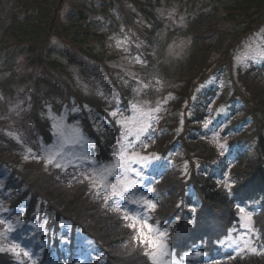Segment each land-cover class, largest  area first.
<instances>
[{
	"label": "trees",
	"instance_id": "1",
	"mask_svg": "<svg viewBox=\"0 0 264 264\" xmlns=\"http://www.w3.org/2000/svg\"><path fill=\"white\" fill-rule=\"evenodd\" d=\"M263 35L264 0H0V210H9L0 218L18 229L24 220L40 221L36 264H78L87 244L95 264H151L145 248L125 246L132 233L86 180L27 157L6 134H48V101L57 113L78 106L100 164L118 152L112 112L131 114L138 101L159 108L151 130L157 142L141 148L158 205L151 223L167 229L180 253L205 240L217 250L215 242L240 225L246 203L264 237V61L243 59ZM117 40L128 43L126 51ZM181 41L184 50L171 56ZM136 56L146 67L132 62ZM138 74L149 89L136 90ZM225 177L230 192L216 183ZM3 228L0 245L12 243ZM225 254L220 264H264V255ZM15 258L2 253L0 264Z\"/></svg>",
	"mask_w": 264,
	"mask_h": 264
},
{
	"label": "snow or ice",
	"instance_id": "2",
	"mask_svg": "<svg viewBox=\"0 0 264 264\" xmlns=\"http://www.w3.org/2000/svg\"><path fill=\"white\" fill-rule=\"evenodd\" d=\"M126 41L117 40L116 47L121 51H126L123 48V44ZM133 63L139 64L141 67H146L145 62L139 57L136 56L133 58ZM130 78L135 79L136 73L131 72L128 73ZM137 85H142V88H148L149 84H142L140 80L136 81ZM157 84L160 81L156 82ZM137 91H140L138 88ZM97 94L100 96H104V92L100 89H97ZM2 99V97H0ZM19 108V105H17ZM87 108V105H85ZM132 110L138 115L135 117V139L142 145V147L147 150L148 143L140 140V136L147 132L149 128L152 127L150 121L155 117L152 116L153 112H158L159 108H149L145 109L141 104H132ZM73 111H78L77 108H73ZM112 116H116V112L111 113ZM127 120L125 121V123ZM56 125H54L55 127ZM207 127V123L204 125ZM131 131V130H130ZM11 135V133H9ZM64 133H61L63 136ZM213 140L216 143V147L220 154L223 155V149L225 147L224 144L219 143L218 140L214 137ZM17 142L19 143V139L17 138ZM91 143L88 141L82 134L77 130L76 140L73 143L74 145H79L81 151L79 153H73L76 161L86 162L88 168L86 170H81L80 164L74 163L72 160H69V164L75 169V172L79 173V177L73 173L72 179L78 180V182L83 183L85 180L89 181V192L91 195L103 201L102 207L106 212H111L118 214V218L123 221V227L127 228L131 233V240L125 242V246L127 243L131 242L138 246L145 248L144 255L148 256L151 260V264H169V261L166 257L169 255L167 251L166 244L163 242L162 238L166 236L167 229L164 231L159 230V228L153 225L150 220L151 217L148 215L149 212L155 211L157 204L153 199L148 198L144 193L137 192L139 187V183L137 180L131 179L128 176L124 175V173L133 172L136 176H141L139 171L131 168V164L141 163V166H145L149 160L148 156H142L139 153L129 152L127 146H124L120 152V154L114 158V161L109 164H100L96 159L90 156L85 149V145ZM69 147L66 140H62L56 146H49L45 148L41 145L42 155L40 157H36L38 162L43 160L45 166H52L56 169H60L62 171H67V168L60 161L68 155L65 152V149ZM29 153H32V149H28ZM155 159L159 160V157H155ZM187 165H185V168ZM119 170V171H118ZM110 177H120V179L110 180ZM217 185L223 184L226 191L230 192L231 183L227 181V178L216 181ZM71 186V184L69 185ZM152 189L149 188L150 192ZM132 206V207H129ZM4 213L9 212L8 209L0 210ZM192 212H195L196 209L193 207L191 209ZM240 212L244 213L245 209L243 207L240 208ZM247 218L251 220V214H247ZM192 223V221H189ZM0 225H3V231L6 233L15 232L17 229L13 225V221L11 218H0ZM22 240H28L29 237L22 236ZM14 246L10 249L14 255L22 256L28 258L29 260L33 259L31 254L30 245L22 246L18 242H13ZM233 244H236L238 251L237 255H240L245 251L246 248H249V244L247 241L244 242V245L241 247L237 244L236 241H232ZM3 248H0V251H3ZM252 253L256 255H264V249L258 251L256 248L249 249ZM199 256L200 253H197ZM234 258V257H230ZM19 264V262H18ZM212 264H220L218 261L212 262Z\"/></svg>",
	"mask_w": 264,
	"mask_h": 264
},
{
	"label": "rangeland",
	"instance_id": "3",
	"mask_svg": "<svg viewBox=\"0 0 264 264\" xmlns=\"http://www.w3.org/2000/svg\"><path fill=\"white\" fill-rule=\"evenodd\" d=\"M161 1L163 2V4H166V3H169V1H173V0H161ZM58 14H59V12H56L55 19L58 17ZM166 15H171V12L167 11ZM262 38H263V44H260L257 48L254 49L253 52H244V55H243L244 60L252 59L255 61L257 59H260V60L264 61V35ZM146 43L147 42L145 40H142V44H146ZM185 43L186 42L181 41V42H178L177 44H173L171 46L173 50H171L169 52V54L172 53L171 54V56H172V55L178 54L179 52L181 53L185 48ZM123 48L127 49L128 43L125 42L123 44ZM129 65L133 66L134 64L129 63ZM144 74H146V72H144ZM150 74L151 73H148V75H150ZM140 76H143V75L138 74L137 80H140L142 82V84H148ZM135 85H136V90H137V88H139L140 90L143 89L142 85H137L136 83H135ZM146 89H149V87ZM48 103H53V102L48 101L47 104ZM137 103L143 105V107L146 110L149 108H154L153 104L151 102L150 103L145 102V104H143V103H140V101H138ZM137 103H135V104H137ZM47 104L43 105V106H46L45 109H48V111L46 113H42V115L45 114L44 117L50 123V132L47 135H45L42 132L41 135L38 136L34 132V135H33L34 138H30V137H28L29 135L26 134L25 132L18 133L16 131H11V130H8V132L6 134L8 136H11L16 142H17V138L19 139V141H20L19 143L24 147V149H25L24 151H25V153H27L26 154L27 157H33V156L34 157H40L42 155L41 145H43L45 148H47L49 146H56L62 140H66L69 147H67L65 149V152L68 153V155H66L60 162L65 165V167L67 168V171H62L60 169H58V170H60L64 173H67V174L75 173L79 177V173L75 172V169H73L71 164H69V160H72L74 163L80 164L81 170H86L88 168V165L86 162L76 161L75 156L73 155V153H79L81 151L79 145L73 146V143L76 140L77 130L79 131L80 134H82V132H83V129L80 126L81 123H79L77 121L76 122H74V121L70 122L69 117L71 116V113H70V110L67 106L64 107L62 112L57 113L56 111L53 110L54 105H47ZM74 107L77 108L78 106L74 105L72 108H74ZM79 111H80V109H79ZM120 111L121 110L116 111V113H117L116 116H117L118 124L120 126V131H119L118 137H116V142L118 143V152L115 154L114 158L120 154V152L124 146H127V149L129 152L139 153L140 155L144 156V154L140 152L141 148H143L142 145L135 139V131L134 130H135L136 124L134 121H135V117L138 114L135 113L133 110H132L131 114H128V115H127V113L122 114V112H120ZM76 113H77V111H75V113H73V114H76ZM157 113L158 112H153L152 116L154 117L155 114L157 115ZM155 119H156V117L150 121L152 127L149 128L147 130V132L143 133L140 136V140H142L145 143H148L147 149H149L152 145L156 144V142H157V139L154 138V135L152 136V131H151V130H153V125H154ZM126 120H127V122L125 123ZM54 125H56V126L54 127ZM9 133H11V135H9ZM61 133H64V135L61 136ZM144 137H145V139L143 140ZM48 140H50L51 142H48ZM29 148L32 149V153L28 152ZM85 149L87 150V153L90 156H92V154H91V143L86 144ZM113 161H114V159L110 163L108 162L106 164L110 165ZM52 168H54V167H52ZM131 168L135 169L136 171H139L141 173V176H136V175H134L133 172L124 173V175L128 176L131 179L138 181V183H139V187L137 189L138 193L142 192L148 198L153 199L156 202L155 198H152V196H151L152 190L150 192L148 191L149 188L152 189L153 183H152V179L148 176V175H150V173L148 175L145 174V170L147 168L146 165L142 167L141 163H135V164H131ZM54 169H56V168H54ZM144 174L146 175V177L144 176ZM116 179H120V177H110V180H116ZM222 179H225V178H222ZM87 182L89 183V181H87ZM249 206H250V203L240 205L239 208L243 207L245 209V212L241 213L240 225L237 228L232 229L230 231V236L228 238L224 239L221 242H215V247L219 248L217 250L218 253L224 254L226 252H231L232 256L241 257V256H245V255H256L249 250L250 248H256L258 251L264 249V237L262 236L261 232L258 229H256L253 225L254 214H253V212L250 211ZM129 207H132V206H129ZM157 208H158V205H157L156 209ZM249 213L251 214V220L250 221L247 218V214H249ZM148 215L150 217H152L151 212H149ZM39 222H36V220L35 221L24 220L23 224H27V226L24 227L23 229L16 228L17 230L15 232H12L13 237H12L11 242L12 241L18 242L22 246L30 245L31 254L33 257V259L29 260L28 258H25V257L23 258L22 256H16L15 255L16 256V258H15L16 263L15 264H18V262H19V264H35L36 262H38V259L40 257V252H36V250L34 248V241H35L34 233L36 232V229H37L35 225H38ZM150 222H151V220H150ZM39 226H41V229H42L41 232H42V235H44V233L48 229V226H46L45 224H41ZM159 230H161V229H159ZM167 233H168V231H167ZM22 236L29 237L30 239L22 240L21 239ZM8 238H10L9 234L6 235L5 238L4 237L2 238V242L4 243V241H6ZM162 240L166 244L167 251L169 253V255L166 257V259L169 261V264H212V261H207L205 259L207 257V253L200 252L198 248H204V247L207 248V246L208 247L213 246L212 245L213 242H211V245H209V241H207V240H205L203 242L196 243L197 246L193 245V247H192L193 249H191L190 251H185L182 254V253H177L171 249L170 245L168 244V234H166V236L163 237ZM232 241H236L237 244H239L241 247L244 245V242L247 241L249 244V248H246L243 253H241L240 255H237L236 253L238 251V248H237L236 244L232 243ZM13 242L10 244L0 245V248L4 249L3 251H0V254L7 253V252H10L13 254V252L10 250L14 246ZM0 244H1V242H0ZM92 249H93L92 244H87L86 246H82V248H80L79 253H80V258L82 260L78 264H95L89 259V256L91 255ZM197 253H200V255L198 256ZM203 255H205V257ZM74 264H76V263H74Z\"/></svg>",
	"mask_w": 264,
	"mask_h": 264
}]
</instances>
